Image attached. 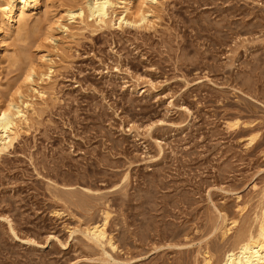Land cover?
I'll return each instance as SVG.
<instances>
[{
	"label": "rangeland",
	"instance_id": "rangeland-1",
	"mask_svg": "<svg viewBox=\"0 0 264 264\" xmlns=\"http://www.w3.org/2000/svg\"><path fill=\"white\" fill-rule=\"evenodd\" d=\"M85 2L42 0L1 43L0 104L27 118L0 264H221L264 207V0H161L133 26L67 15ZM32 62L50 74L27 86ZM107 211L114 247L85 234Z\"/></svg>",
	"mask_w": 264,
	"mask_h": 264
},
{
	"label": "bare ground",
	"instance_id": "bare-ground-1",
	"mask_svg": "<svg viewBox=\"0 0 264 264\" xmlns=\"http://www.w3.org/2000/svg\"><path fill=\"white\" fill-rule=\"evenodd\" d=\"M41 2L42 0H0V18L3 19L7 28L6 34L3 36V39L0 40V47L1 43L4 45L6 38L10 36V34L14 33L16 30L22 32L25 26H27V16H29V11L31 9H39ZM160 2L161 0H87V2H85L86 4L80 5L77 10H67V15H69L71 19H74L76 16L85 17L87 15L88 17H92L99 26H105L108 23L113 24V19L115 20L118 14L112 19L111 15L120 10V16L117 18L120 25L124 23L132 26L142 25L147 21L148 10H146V8L153 7ZM83 19L85 18H82V20ZM15 22H18V26H15ZM59 25H61V23ZM52 32L53 27L49 25L47 28V38L52 36ZM45 57L46 56L44 55L43 58ZM42 69L43 67L41 68L32 62L26 70L24 83L27 86H31L33 82L36 81V76L39 77L41 75L43 77V75L48 76V74H50L48 72L49 69L47 71L48 74L45 69V72ZM21 88L22 87H19L18 94H22ZM8 101V103L6 102L7 104H0V156L3 152H6V150L13 146L19 136V121L22 118H27V111L21 108L19 103H17L18 101L16 102L14 98H11ZM238 124L239 121L234 123V125ZM253 141L254 138L251 139L250 143ZM103 215V220L89 225L85 229V234H87L90 240L96 242V244H110L114 247L113 238L109 237L107 231L110 213L107 211ZM236 221L232 220L233 226L234 224H237ZM257 223V227L254 230H251L250 232L247 230L249 233L246 232L247 234L239 237L234 246L226 252L221 264H264V207L258 216ZM232 227L226 229L227 233ZM225 232L224 234L226 235L227 233ZM201 253H203L201 262L198 260V263L196 264H217L215 260L216 258L210 250L206 249Z\"/></svg>",
	"mask_w": 264,
	"mask_h": 264
}]
</instances>
